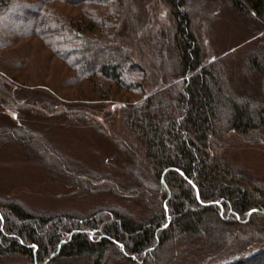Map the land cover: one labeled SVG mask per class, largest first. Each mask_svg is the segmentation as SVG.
Here are the masks:
<instances>
[{"label":"trees","instance_id":"obj_1","mask_svg":"<svg viewBox=\"0 0 264 264\" xmlns=\"http://www.w3.org/2000/svg\"><path fill=\"white\" fill-rule=\"evenodd\" d=\"M228 13L238 49L212 40ZM0 107V142L115 203L0 197V263L264 264V179L229 157L264 147V0H0ZM26 118L92 128L118 161L71 158Z\"/></svg>","mask_w":264,"mask_h":264},{"label":"rangeland","instance_id":"obj_2","mask_svg":"<svg viewBox=\"0 0 264 264\" xmlns=\"http://www.w3.org/2000/svg\"><path fill=\"white\" fill-rule=\"evenodd\" d=\"M213 42L224 48L237 46L246 34L248 25L238 21L233 14H224L213 27ZM237 46L235 49L240 48ZM10 112L0 107V124L11 122ZM26 122L41 132L48 142L64 154L97 170L105 162H116L114 146L92 128L83 125H62L49 118H26ZM230 159L264 179V147L249 146L232 140ZM0 197H10L21 204L48 211L75 210L87 213L102 204H115L99 194H86L66 187L64 178L43 166L31 153L17 144L0 142ZM189 252H182L179 264L189 262ZM0 264H26L14 258ZM83 264V263H71Z\"/></svg>","mask_w":264,"mask_h":264},{"label":"snow or ice","instance_id":"obj_3","mask_svg":"<svg viewBox=\"0 0 264 264\" xmlns=\"http://www.w3.org/2000/svg\"><path fill=\"white\" fill-rule=\"evenodd\" d=\"M33 247H35V246H33ZM123 246L121 245V248H122Z\"/></svg>","mask_w":264,"mask_h":264}]
</instances>
